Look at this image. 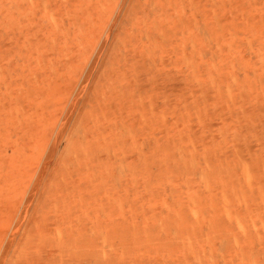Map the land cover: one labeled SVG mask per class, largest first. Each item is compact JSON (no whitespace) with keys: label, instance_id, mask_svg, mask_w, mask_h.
I'll return each instance as SVG.
<instances>
[{"label":"rangeland","instance_id":"1","mask_svg":"<svg viewBox=\"0 0 264 264\" xmlns=\"http://www.w3.org/2000/svg\"><path fill=\"white\" fill-rule=\"evenodd\" d=\"M3 166L0 264H264V0H0Z\"/></svg>","mask_w":264,"mask_h":264},{"label":"bare ground","instance_id":"2","mask_svg":"<svg viewBox=\"0 0 264 264\" xmlns=\"http://www.w3.org/2000/svg\"><path fill=\"white\" fill-rule=\"evenodd\" d=\"M101 3V2H100ZM93 6V5H92ZM96 6H98V5H96ZM93 10H95V9H97V7H95V5L93 6V7H91ZM87 11H88V9H87ZM88 12H91V11H88ZM98 12V11H97ZM87 14H89V13H87ZM91 14H92V12H91ZM89 16V15H88ZM94 16V15H93ZM93 16L92 17H90V19H93ZM91 21V20H90ZM77 23V22H76ZM74 24V23H73ZM59 29V28H58ZM61 30H63V28L61 29ZM64 32V31H63ZM62 32V33H63ZM44 172H43V170H41V180H43V174ZM17 168H10V167H8L7 168V166L6 167H0V182H3L5 185H1L0 187H2L0 190H3V191H8L9 190V188H12V186L14 185V183H15V181H14V179L16 180V178H17ZM14 181V182H13ZM41 192L43 191V189H41L40 190ZM0 195L1 196H3V194L2 193H0ZM33 199H35V200H37V197H38V192L36 193H33ZM1 200H3L2 198H0ZM33 203V202H32ZM19 210H20V207H18L17 208V215H18V213H19ZM16 218V217H15ZM14 222V220L12 219V223ZM31 224H32V221L31 222H29V224H28V226H29V230H30V228H31ZM12 225V224H11ZM29 236L31 237V235L29 234ZM12 252H17L16 251V247H14V248H10L8 251H7V255L8 254H11Z\"/></svg>","mask_w":264,"mask_h":264}]
</instances>
